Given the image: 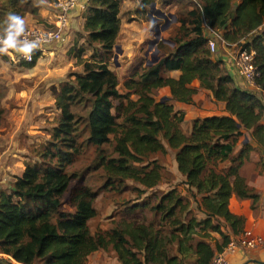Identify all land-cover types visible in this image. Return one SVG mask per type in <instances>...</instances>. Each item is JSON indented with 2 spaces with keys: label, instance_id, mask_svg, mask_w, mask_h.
Instances as JSON below:
<instances>
[{
  "label": "trees",
  "instance_id": "obj_1",
  "mask_svg": "<svg viewBox=\"0 0 264 264\" xmlns=\"http://www.w3.org/2000/svg\"><path fill=\"white\" fill-rule=\"evenodd\" d=\"M153 2L139 0L135 12L145 17ZM160 2L178 6L168 42L157 43L167 54L134 68L120 93L108 63L120 29L121 0L88 1L83 34H77L84 42L76 40L69 50L82 71H69L60 87L51 88L59 114L43 142L33 145L30 155L23 153L22 174L0 183V253L15 261L0 258V264H87L98 250L113 251L120 264H211L231 239L223 227L231 235L243 232L245 218L231 212L230 197L259 206L262 196L242 168L255 147L264 154V0ZM9 12L38 19L33 0L0 1V20ZM205 21L229 45L254 53L259 91L241 89L225 63L214 58ZM87 50L92 54L84 58ZM37 57L33 53L32 61L21 59V65L30 68ZM169 70H178V78L165 76ZM194 80L224 102L228 115L194 118L183 131V114L155 95L168 87L171 99L190 104ZM7 114L0 105V133ZM243 131L255 146H239ZM166 146L174 152L185 194L174 187L145 195L163 181L164 167L155 155L167 153ZM90 175L99 181L95 188L87 183ZM125 192L134 194L132 199L113 201L122 211L119 218L112 216L109 228L92 233L97 196ZM64 203L72 211L64 210ZM196 210L205 217L197 218Z\"/></svg>",
  "mask_w": 264,
  "mask_h": 264
},
{
  "label": "crops",
  "instance_id": "obj_2",
  "mask_svg": "<svg viewBox=\"0 0 264 264\" xmlns=\"http://www.w3.org/2000/svg\"><path fill=\"white\" fill-rule=\"evenodd\" d=\"M45 3H47L46 4L47 6H43L38 10V15L40 16L39 19L41 20L42 23L50 22L52 20V15L54 13V8L53 9L50 8L52 7L51 3L48 2ZM138 3L139 0H121L120 12H119L120 29L113 47L115 48V46H117V48L119 49V53L117 57V65L113 62L115 65L113 68L108 66L111 70H113L116 73L119 83H122V81L129 76V74L133 71V69L136 68L138 65H140L142 62L145 64L149 56V55L147 56L145 55L146 51L143 46L148 41L150 36L153 34V31H151L152 24L148 20L147 14L145 17H142L141 15H138L135 12ZM164 6L165 8H167V6H171V5H164ZM23 18L25 20V28L32 25L29 21H37V19L33 18V16L30 14H26ZM69 18H70L69 25L65 29L64 31L65 34L64 37L62 38L63 48L61 49V52L63 51L65 54V62H68L69 60L74 61L75 66L72 69H78V71L81 72L82 71L81 67L76 66V59L69 54L70 49L67 50L65 47H70L71 45L73 46L74 42L77 40V38L75 37L77 36L78 33H80L79 31L83 30V25L85 22L84 11L74 9L70 12ZM157 22H159V24H162L163 20H158ZM250 39L251 37L248 38V40ZM217 41H218L217 49L213 54L214 58L221 59L225 63V66L229 70L237 86H239L241 89L244 90L255 91V88L253 86L247 84L244 80L236 76L230 70L229 64L234 54L236 53L237 46L235 44L227 45L221 43L219 40ZM83 42H84L83 39L78 40V45H81ZM43 52L47 53V50L45 49ZM164 53L167 54V50H165V52L164 50L162 52L158 51V56ZM57 62L58 60H56V57L54 55L50 57L48 56L47 58L48 65L44 70V77H43L44 79L48 76V74L51 71V68L54 65H56ZM33 69H34L33 66L30 68H23V74L25 73L28 74L29 72H32ZM164 74L167 77L178 78L180 72L178 70H169V71H165ZM65 77L66 76L63 77L61 74L60 76L55 78L53 82L49 83V86L55 87L57 83L62 84V82L66 79ZM190 87H194L197 90L193 96V101L196 102L197 107L192 106V104L178 102L174 99H171V94L168 87H160L157 89V92L161 93L160 99L165 97V99L168 100V103L172 105L175 112L177 111L183 114L182 123H185L188 129L190 128V123L194 118L206 117L212 115H222V116L228 115V113L225 110L224 102L216 101L209 90L203 89L199 86V82L197 80H194L190 84ZM40 90H42V87H40ZM40 90L36 93L35 97L27 100L22 115L17 120V123L15 122V126L12 131V140L8 143L7 147L4 146L0 150V160L4 152L8 148V146L14 140L15 136L19 132L25 131L32 126V124H29L30 122L29 118L32 117L33 115L32 112L37 111V113H39L40 110V107L38 106L39 100L41 101L42 98H44V96H41L42 94L40 95ZM118 90H119V86H118ZM119 92L123 93V91L121 92L120 90ZM262 101L264 103V97H262ZM49 105L53 106L52 110H54V115L57 116L59 114V111L54 106L53 97H51ZM44 107L45 105L42 107V109ZM203 109L207 110L206 112L208 113L204 114L205 111H203ZM262 122L264 123V114L262 116ZM244 143H250V144L252 143V145H254L253 140L251 139V136L249 134V131H243V134L239 139V146ZM255 148L256 150L252 151L249 155V159L251 160V163H253V165H255L257 162H264V154L262 153V151H260L259 148L257 147ZM166 149H167L166 150L167 154L171 155L172 157L171 169L173 171L175 178L179 182L178 184L169 185L167 187L164 185L161 186L160 185L162 183L161 182L158 186L149 190L148 193H146L145 195L156 191L165 192L168 189H172L174 187H177L178 190L182 191V193L185 194L184 186L181 184L184 178L177 170V165L175 163V158H174V152L167 146ZM157 156L159 155L156 154L155 158ZM161 164L165 166L164 162H161ZM23 168L24 166L22 165L20 169V173L16 174L17 176L21 175ZM246 179L247 182L252 187H254L257 190V192L262 196V200L259 206L253 209L251 208L250 200L239 199L235 195H232L229 199V209L234 214L243 216L245 218L243 232L238 235H231L228 227H223V230L224 232L230 235L231 239H235V240H238V238H240L243 235V233L247 230H251L252 235L261 236L264 240V201H263L264 168H262L261 171H252V173L246 176ZM142 198L143 196L141 197V199H139V201L142 200ZM190 201H191L190 208L195 209L196 206L195 203L191 199ZM69 211H72V209L70 208ZM195 213L197 215V218L199 219L205 217V214L201 211L196 210ZM210 234L213 238L219 239V235L216 232H210ZM227 258L230 264H264V243L253 248H245V247L239 248L236 251L228 254ZM116 262L117 264H120L118 260H116Z\"/></svg>",
  "mask_w": 264,
  "mask_h": 264
},
{
  "label": "rangeland",
  "instance_id": "obj_3",
  "mask_svg": "<svg viewBox=\"0 0 264 264\" xmlns=\"http://www.w3.org/2000/svg\"><path fill=\"white\" fill-rule=\"evenodd\" d=\"M55 0H33L35 6H38V10L43 7L47 6L45 2L51 3L52 7L54 8ZM157 5L156 9H159L163 11L164 13H171L174 18V23L176 22V10L177 5H171L167 6L165 8L164 4L158 0H156ZM155 2V3H156ZM49 7V6H48ZM26 15V14H25ZM152 16H155V14H152ZM34 18V17H33ZM37 21H29L33 26H39L38 24H46L45 22H41L39 19L40 16L37 13ZM51 20V19H50ZM36 23V24H34ZM173 22L170 24V26L161 32V36L163 38H167L170 35V27L174 24ZM156 24L159 25V22H156ZM80 34H83L82 31H79ZM65 32L62 34V38L64 37ZM152 34L148 41L144 44L145 51H148L149 44L148 42L153 39ZM167 36V37H165ZM75 38L77 40H80L82 38L77 35ZM62 39L55 43H50L46 46V52H43V55H39L37 57V63L34 64V69L32 72H29L28 74H23V66L21 65V59L16 56H13V58L10 57L9 54H3L0 56V105L8 109V114L6 116V121L4 122L2 133H0V150L4 146L7 147L8 143L12 140V131L15 126V122L17 123V120L20 118V116L23 113V109L25 107V104L27 103V100L32 99L35 97L36 93L40 90V87H42V90H40V95L44 96L42 100H39L38 106L40 107L39 113L37 111H33V115L31 118H29V124H32L30 128H28L25 131L19 132L12 143L8 146L6 151L4 152L1 160H0V183L4 184L9 181H14L16 178V174L20 173V169L22 165L24 166V162L27 160L24 154H31V149L37 145H39L41 142H43L44 138L47 136L46 132L51 128V125L49 124L50 121H52L55 118L54 110H52L53 106L49 105L52 95L51 86H49V83L53 82L55 78L60 76H67L69 71H78V69H72L74 65V61L69 60L68 62H65V54L61 49L62 46ZM68 46V45H67ZM72 47H65L67 50H69ZM149 56L150 53L153 52L154 47H149ZM50 51V52H49ZM11 52H13L11 50ZM115 50L113 51L114 54ZM91 54L90 50H87L85 54L83 55L84 58L89 57ZM54 55L56 57V60H58L57 64L54 65L51 68L50 73L48 76L44 79V70L46 69L48 63L47 58L48 56ZM148 56V60H150V57ZM146 61V62H147ZM55 62V61H54ZM72 64V65H71ZM146 64V63H145ZM53 65V62H52ZM108 66L113 68L115 65L113 63V60L111 59L108 63ZM81 67V66H79ZM82 69V67H81ZM64 73V74H63ZM66 78V77H65ZM61 84H56L55 87H60ZM119 90L122 92V86L121 83L119 84ZM161 93L157 92L155 95L156 100H160ZM194 96V95H193ZM41 102V104H40ZM54 102V98H53ZM192 106H196V102L193 101L192 97ZM45 105V107L42 109V107ZM193 108V107H192ZM204 114L208 113L207 110L203 109ZM1 126V127H2ZM181 129L183 131H187L188 128L185 125V123H182ZM24 128V127H23ZM22 128V129H23ZM35 131V132H34ZM39 136L35 138L34 136ZM32 136L33 138H29ZM35 145V146H33ZM24 153V154H23ZM24 155V157L22 156ZM156 158L158 161L164 162V180L160 184L161 186H169V185H175L178 184V180L175 178L173 171L171 169V163H172V157L171 155L165 153V154H157ZM4 165H3V164ZM82 163H84V159H79L78 163L75 165L74 169H78ZM261 163L257 162L255 165L251 163V160L249 159L247 163L244 164L242 168V174L246 177L252 171H261ZM22 174V173H21ZM3 178V179H2ZM99 182L96 177L93 175H90L87 179V183L95 188ZM160 186V187H161ZM134 194L130 192H125L123 195L117 196L111 193H100L95 202L94 206L96 210L98 211V215L91 219L89 221V227L92 233L97 231H104L107 228L110 227V220L111 217H115L114 219H118L120 216V213L122 212L120 209H117L114 205L113 201H120L124 199L131 198ZM67 194L64 197V201L67 199ZM64 210L69 211V207L64 203ZM0 258H6L11 259V262L15 263V261L10 258L7 255H3L0 253ZM116 257L113 251L111 250H98L94 253H92L87 258V264H117ZM7 263V262H6ZM8 264V263H7Z\"/></svg>",
  "mask_w": 264,
  "mask_h": 264
},
{
  "label": "built area",
  "instance_id": "obj_4",
  "mask_svg": "<svg viewBox=\"0 0 264 264\" xmlns=\"http://www.w3.org/2000/svg\"><path fill=\"white\" fill-rule=\"evenodd\" d=\"M89 0H55L53 7L54 13L52 15V20L46 24L26 27L25 33L22 34L24 38L29 40L41 38V46L34 49L30 60L24 59L21 54L15 53L14 51H9L11 58L13 56L19 57L26 62H31L33 58V53L43 54L46 46L50 43L58 42L62 39V34L69 25L70 12L74 9L84 11L87 9ZM206 30L208 31L207 42L211 52H215L217 49V40L223 44L226 43L221 34L210 28L205 21L204 23ZM206 31V33H207ZM38 55V56H39ZM253 52H248L247 50L239 47L236 50L229 66L230 70L239 78L244 80L250 86H253L256 91H259L258 87L255 86V79L259 77V70L253 64L254 58ZM264 243L261 236L252 235L251 230H247L243 235L238 238V240L230 239L224 249L220 252H215L211 260V264H230L227 255L236 251L239 248H253Z\"/></svg>",
  "mask_w": 264,
  "mask_h": 264
},
{
  "label": "clouds",
  "instance_id": "obj_5",
  "mask_svg": "<svg viewBox=\"0 0 264 264\" xmlns=\"http://www.w3.org/2000/svg\"><path fill=\"white\" fill-rule=\"evenodd\" d=\"M25 20L15 12H9L0 20V54H9L10 50L30 60L34 49L41 46V38H24Z\"/></svg>",
  "mask_w": 264,
  "mask_h": 264
},
{
  "label": "water",
  "instance_id": "obj_6",
  "mask_svg": "<svg viewBox=\"0 0 264 264\" xmlns=\"http://www.w3.org/2000/svg\"><path fill=\"white\" fill-rule=\"evenodd\" d=\"M152 14H155V16H152ZM147 18L152 24L151 31H153V34H154L153 39L148 42L149 47L150 46L154 47L153 52L150 53V56H149L150 60H148L146 62V65L150 66L153 63L157 62L159 59V56H158L159 50L157 48V43L159 41L168 42L167 39H165L161 36V32L166 30L170 26V24L172 22H174V18H173V15L171 13H164L163 11L156 9V3L155 2L151 3V5L149 6V10L147 12ZM158 20H163L162 24H159V25L156 24V22ZM207 24L209 26L210 21ZM149 47H148V51L145 54L146 56L149 54V51H150ZM114 50H115V53L113 54L112 60L117 65V57H118L119 49L117 48V46H115ZM163 100H165V97H163L161 99V101H163Z\"/></svg>",
  "mask_w": 264,
  "mask_h": 264
}]
</instances>
